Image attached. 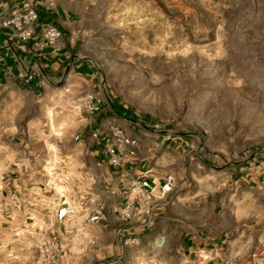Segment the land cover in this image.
<instances>
[{
  "label": "rangeland",
  "instance_id": "1",
  "mask_svg": "<svg viewBox=\"0 0 264 264\" xmlns=\"http://www.w3.org/2000/svg\"><path fill=\"white\" fill-rule=\"evenodd\" d=\"M14 2L0 0L8 10ZM28 2L71 24L74 56L90 78L71 87L44 81L35 93L41 101L0 90V135L42 132L77 160L78 132L95 116L101 126L113 119L112 128L137 140L121 167H142L158 183L171 178L173 194L159 210L157 189L150 208L135 206L122 221L104 181L106 147L91 155L83 141L81 162L97 165L103 193L96 209L107 215L95 225L78 216L46 232L0 212V264H264V0ZM236 218L243 222L212 255L220 260L188 251L190 242L234 229Z\"/></svg>",
  "mask_w": 264,
  "mask_h": 264
},
{
  "label": "crops",
  "instance_id": "2",
  "mask_svg": "<svg viewBox=\"0 0 264 264\" xmlns=\"http://www.w3.org/2000/svg\"><path fill=\"white\" fill-rule=\"evenodd\" d=\"M17 3L19 2L15 0L14 4ZM8 9L6 4L0 3L1 11ZM37 9L41 19L51 22L60 30L61 39L54 47L39 50L33 46V42L24 46L18 45L15 41L9 40L0 29V90L10 93L26 92L31 94L33 99L41 101L42 97L35 96V93L36 95L40 94L39 91L42 89L44 81L53 84L58 80H65L66 86H69L72 80L83 81L82 77L90 78V75L86 64L74 56L78 40L72 32L71 24L56 11ZM32 66H34V70L30 71L31 80L26 82L24 80L25 71ZM89 99L93 100L91 96ZM68 101L71 104L80 103V101L74 103L70 99ZM72 110L76 112L78 108ZM78 113L80 115L78 120L81 122L80 109ZM96 117L92 124L85 126L83 131L85 134L78 132L76 135L78 141L77 160L75 158L72 160L71 156L67 154L68 152L64 148L60 149L57 143H49L50 136L40 134L42 132L30 134L27 131L20 137L11 132L0 135V138L6 139L4 142L0 141V169H3L0 174V212L14 211L16 216H22L25 223L29 222L32 226H40L46 232H53L55 228H60L78 216L91 224L88 222V218L96 210L97 204L95 203L99 202V196L103 193H99L97 190V165L93 162L88 165L81 162L82 142L85 143V151L91 155L97 154L102 148L112 143L110 129L116 127L113 119H107L102 126L97 125ZM92 132L99 134V140L87 139ZM53 137L56 136L53 135ZM46 138L47 140H45ZM35 142L38 144L37 148L35 147L37 145H34ZM140 169L142 167H133L132 164H127L121 167V171L117 173L111 166L102 170L105 184L110 187L113 199H117L114 201L117 202V205L114 203V211L119 209L120 213L121 206L127 199L130 180L140 176L146 177L154 187L152 198L154 200L155 193L161 183H158L156 179H151L150 175L147 176L149 172H142ZM169 180L173 185L172 179ZM157 194L160 195L158 191ZM172 194L173 192L161 199L159 196V210L167 205L164 202ZM250 199L252 200V198ZM258 201L259 196L255 195L253 205L256 206ZM62 203L73 206L76 209V215L64 222H58L56 210ZM135 204L141 208L142 202L138 198ZM102 208L103 215H107V208L106 210L104 206ZM141 213L143 212H138L136 215H141ZM154 217L157 218V215ZM100 222L102 221L91 225ZM241 222H243L242 218H236L234 229L223 227L213 237H207L200 243L190 242L188 251L197 250L200 254L207 253L208 257L204 256V260H220L221 258H213L212 255H220L227 232H234ZM256 229L258 230L257 227ZM235 235L234 237L241 239L244 233L241 230L240 233L237 231ZM199 245L202 248L199 249ZM253 264L262 263L257 261Z\"/></svg>",
  "mask_w": 264,
  "mask_h": 264
},
{
  "label": "built area",
  "instance_id": "3",
  "mask_svg": "<svg viewBox=\"0 0 264 264\" xmlns=\"http://www.w3.org/2000/svg\"><path fill=\"white\" fill-rule=\"evenodd\" d=\"M15 6H12L7 12L0 11V29L5 33L9 40L15 41L18 45L36 41L34 47L39 50L51 48L61 39L60 30L51 22L43 20L38 14V9L29 4L28 0H16ZM34 66L27 69L24 80H31L30 71ZM36 68V67H35ZM38 69V68H37ZM34 70V69H33ZM97 111V108H93ZM137 125V124H135ZM91 137L94 140L99 138V134L94 132ZM110 137L112 143L106 146V155L108 163L114 168H120L125 161L123 152L126 148L134 149L137 146V140L127 138L120 128H111ZM132 154V153H131ZM128 195L124 207L120 211V219L128 221L131 214L135 212V203L139 198L144 206L150 208L154 187L144 176L130 180ZM173 192L171 181L163 180L159 186L160 199ZM141 212V211H140ZM76 215V209L68 204L62 203L56 210V220L64 222ZM104 218L103 208L98 207L88 218L89 223H97ZM152 216L147 217L146 223L149 226Z\"/></svg>",
  "mask_w": 264,
  "mask_h": 264
}]
</instances>
